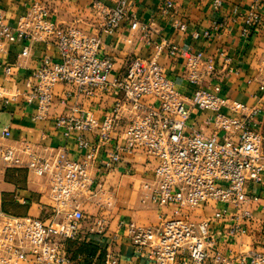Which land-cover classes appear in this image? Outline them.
I'll return each instance as SVG.
<instances>
[{
  "label": "built area",
  "instance_id": "1",
  "mask_svg": "<svg viewBox=\"0 0 264 264\" xmlns=\"http://www.w3.org/2000/svg\"><path fill=\"white\" fill-rule=\"evenodd\" d=\"M221 4L212 0L213 9ZM91 6L106 34L123 25L139 27L130 0H92ZM171 7L165 2L162 13ZM170 24L186 31L181 20ZM263 24L261 4L253 0L242 19L241 38L247 40ZM145 26L143 39L153 48L152 57L126 56L116 70L102 33L61 26L41 1L34 0L14 26L0 11V40L43 41L57 49L58 60L41 57L24 95L37 105L34 117L42 119L53 107L55 86L68 87L62 93L71 101L68 112L55 115L51 124L66 136L74 134L79 152L77 158L64 148L48 157L30 155L27 170L48 179L49 209L44 218L0 214V264H74L66 243L81 240L86 218L81 195L101 193L95 189L97 173L127 157L152 164L151 176L140 186V204L165 209L155 225L119 222L140 257L150 264H264V81L257 104L233 101L237 112L227 114L223 109L230 99L221 94V73H238L232 57L223 50L217 58L206 57L164 38L153 40ZM200 35L209 32L190 33L192 39ZM28 51L26 45L22 54ZM158 56L182 60L180 77L193 86L188 95L166 75ZM11 69L6 65L5 75H12ZM96 99H109V108L97 114L91 107ZM195 108L202 120L192 117ZM199 124L211 133L201 132ZM10 135L7 127L0 133ZM0 158L17 162L14 149L2 145ZM93 227L104 233L106 218L95 216ZM91 264L119 262L107 251Z\"/></svg>",
  "mask_w": 264,
  "mask_h": 264
},
{
  "label": "crops",
  "instance_id": "2",
  "mask_svg": "<svg viewBox=\"0 0 264 264\" xmlns=\"http://www.w3.org/2000/svg\"><path fill=\"white\" fill-rule=\"evenodd\" d=\"M33 1L0 0V11L6 21L14 26ZM38 1L49 8L51 17L61 26L102 33L104 51L115 58L116 70H120L126 56L152 57L153 48L145 44L143 39V26L146 25L145 29L153 40L164 38L181 47L202 51L206 57L217 58L219 50L232 57V65L238 67V73H221V94L230 99L228 106L223 109L225 113L231 115L237 112V105L233 101L251 107L262 96L259 83L264 81V24L247 40L240 36L243 16L253 0H221L218 9H213L212 0H130L137 11L139 27L131 30L123 25L113 34L101 31L99 18L91 6L92 0ZM167 1H171L172 7L168 14H163L161 8ZM258 1L264 15V0ZM110 2L107 0V3ZM172 19L183 21L187 25L186 31L173 29L170 24ZM192 30L200 33L208 31L209 36L200 35L192 39ZM26 45H29V51L23 55ZM45 54L54 60L59 59L57 49L43 41L9 43L0 40V133L7 127L11 134L10 137L0 136V145L13 148L17 159L16 163H7L0 158V214L37 218L46 216L50 205L49 183L46 177L27 170L26 162L31 154L48 157L64 148L69 157L79 156L75 135L66 136L63 129H55L51 124L55 115L68 112L71 101L62 96L68 87L62 84L55 86L53 107L42 119L34 117L36 103H28L25 99L24 91L29 76ZM156 60L163 66L166 75L174 79L180 90L188 95L193 86L180 77L182 60H167L163 56L156 57ZM6 65L12 67L10 76L5 75ZM4 99H8L6 105L3 104ZM96 100L91 107L97 114L109 108V99ZM201 114L198 108L192 111L194 118ZM200 117L202 120L203 117ZM198 128L206 135L211 133V129L203 124H199ZM24 145L29 148L25 149ZM151 168L152 164L146 163L142 157H127L116 168H102L97 173L95 189L101 193L93 197L81 195L86 217L81 224V240L66 243L74 264H91L95 258L99 261L107 251L115 254L119 264H150L148 259L136 253L124 228L118 224L132 220L149 226L160 221L165 209L153 205L142 206L139 202L141 183L144 178L151 176ZM108 201L110 206L105 204ZM100 215L107 221L104 233L93 230L94 217Z\"/></svg>",
  "mask_w": 264,
  "mask_h": 264
}]
</instances>
